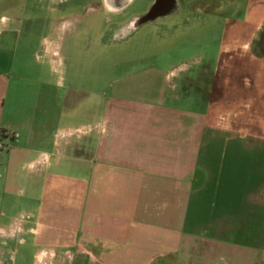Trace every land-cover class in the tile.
Segmentation results:
<instances>
[{
    "label": "crops",
    "instance_id": "obj_1",
    "mask_svg": "<svg viewBox=\"0 0 264 264\" xmlns=\"http://www.w3.org/2000/svg\"><path fill=\"white\" fill-rule=\"evenodd\" d=\"M108 1L107 12L120 14L130 0L111 10ZM235 1L249 21L264 13V0L223 2ZM201 2L200 13H216V0ZM160 4L121 32L178 11L177 0ZM241 47L264 60L258 46ZM54 64L22 77L0 63V143L9 142L0 150V264L9 243L31 239L50 248L32 264H263V77L238 64L239 83L231 63H219L205 107L186 109L166 91L120 92L129 79L92 97L82 71L58 90Z\"/></svg>",
    "mask_w": 264,
    "mask_h": 264
},
{
    "label": "rangeland",
    "instance_id": "obj_2",
    "mask_svg": "<svg viewBox=\"0 0 264 264\" xmlns=\"http://www.w3.org/2000/svg\"><path fill=\"white\" fill-rule=\"evenodd\" d=\"M152 1L130 0L116 14L107 12L103 0H0L2 24L8 25L0 36V63H10L13 75L22 77H31L29 70L40 64L55 63L58 90L82 71L83 86L92 97L99 92L107 95L115 79H129L120 92L156 95L166 91L169 101L180 98L172 104L186 109H195V103L205 107L210 77L219 63H231L242 83L245 78L238 64L264 78V68L258 64L264 60L253 61L241 47L244 43L258 46L259 57L264 56V13L249 21L244 2L230 5L216 0L210 5L216 13L206 15L200 13L207 8L202 0H177L175 14L145 21L125 36L121 27L148 14ZM260 6L264 11V3ZM47 47L56 50L54 56ZM249 63L258 66L251 68ZM3 142L7 149L9 142ZM257 247L264 261V244ZM40 249L48 252L50 248L37 247L32 239L25 244L15 240L5 248L3 264H32ZM56 252L64 258L63 251ZM71 253L66 263L74 258Z\"/></svg>",
    "mask_w": 264,
    "mask_h": 264
},
{
    "label": "flooded vegetation",
    "instance_id": "obj_3",
    "mask_svg": "<svg viewBox=\"0 0 264 264\" xmlns=\"http://www.w3.org/2000/svg\"><path fill=\"white\" fill-rule=\"evenodd\" d=\"M110 1V2H109ZM108 2H109V8H110V10L111 9H113V8H115L116 6H118L119 4H121V3H123L124 2V0H109ZM160 1L161 0H153L152 1V5L154 4L155 6H154V10L153 11H157V9H160ZM167 5L165 4V7H166ZM157 8V9H156Z\"/></svg>",
    "mask_w": 264,
    "mask_h": 264
},
{
    "label": "built area",
    "instance_id": "obj_4",
    "mask_svg": "<svg viewBox=\"0 0 264 264\" xmlns=\"http://www.w3.org/2000/svg\"><path fill=\"white\" fill-rule=\"evenodd\" d=\"M16 138H17V135H15V134H11L10 135V139L11 140L16 139ZM4 148H5L4 144L0 143V150H2Z\"/></svg>",
    "mask_w": 264,
    "mask_h": 264
},
{
    "label": "bare ground",
    "instance_id": "obj_5",
    "mask_svg": "<svg viewBox=\"0 0 264 264\" xmlns=\"http://www.w3.org/2000/svg\"><path fill=\"white\" fill-rule=\"evenodd\" d=\"M138 24H139V21H135V22L133 23L134 26H136V25H138Z\"/></svg>",
    "mask_w": 264,
    "mask_h": 264
},
{
    "label": "water",
    "instance_id": "obj_6",
    "mask_svg": "<svg viewBox=\"0 0 264 264\" xmlns=\"http://www.w3.org/2000/svg\"><path fill=\"white\" fill-rule=\"evenodd\" d=\"M146 20H148V19H143L142 22H144V21H146Z\"/></svg>",
    "mask_w": 264,
    "mask_h": 264
}]
</instances>
